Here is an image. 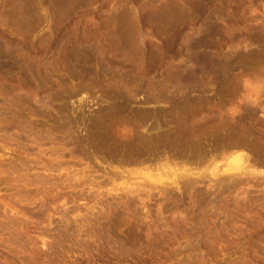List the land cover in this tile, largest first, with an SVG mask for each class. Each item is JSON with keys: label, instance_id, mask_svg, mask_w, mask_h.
<instances>
[{"label": "rangeland", "instance_id": "obj_1", "mask_svg": "<svg viewBox=\"0 0 264 264\" xmlns=\"http://www.w3.org/2000/svg\"><path fill=\"white\" fill-rule=\"evenodd\" d=\"M64 1L0 0V264H264V0Z\"/></svg>", "mask_w": 264, "mask_h": 264}, {"label": "bare ground", "instance_id": "obj_2", "mask_svg": "<svg viewBox=\"0 0 264 264\" xmlns=\"http://www.w3.org/2000/svg\"><path fill=\"white\" fill-rule=\"evenodd\" d=\"M159 1V0H158ZM162 1V2H161ZM160 2L161 3H164L163 2V0H161ZM166 3H164V4H162V5H160L159 3V5H157V6H155V8H153L152 9V7H151V9H148V10H150V12H148V14L146 15H144L143 17V19H144V21H141V20H138L137 22H150V23H148V24H150L151 25V22L152 23H157V22H160L162 25H160L159 23H157V24H159V26H161L160 28H163V29H169V27L170 28H172L173 27V25H175V23L176 22H183L184 20V17L185 16H187L188 17V19L190 18H192V19H194L195 17H197V18H200L201 16H202V18H203V20H202V22H206V21H208L209 22V19H210V16H211V14L210 13H203L204 14V16H203V14L201 15V13L206 9L205 8V6L207 5V4H210L211 3V1L212 0H164ZM64 2H66V0L64 1ZM166 4V5H165ZM139 10V9H138ZM147 10V11H148ZM138 12H140V11H138ZM144 13H145V11H144ZM140 17H142V14H141V16ZM139 17V18H140ZM194 17V18H193ZM138 18V19H139ZM201 19V18H200ZM185 21H186V19H185ZM177 24V23H176ZM153 25V24H152ZM155 26V25H154ZM175 28H176V26H174ZM154 28H156V27H154ZM153 28V29H154ZM174 28V29H175ZM178 28H179V26H178ZM207 29H209L208 27H206ZM205 28V29H206ZM140 29V28H139ZM156 29H159V27L158 28H156ZM206 29V30H207ZM141 30V29H140ZM155 30V29H154ZM161 31H163L162 29H160ZM160 30H156L157 32L158 31H160ZM204 30V29H203ZM152 31V30H151ZM166 31H168L169 32V30H166ZM209 31V30H208ZM208 31H206V33H209ZM156 32V33H157ZM176 32V31H175ZM179 32H181L180 30H179ZM162 33V32H161ZM177 34V33H176ZM156 35H158V34H156ZM179 35V34H178ZM200 35V34H199ZM143 36V35H142ZM153 36V35H152ZM201 36V35H200ZM204 37V35H202L201 37H199V39L198 40H200V39H202ZM206 38V37H205ZM146 39V38H145ZM197 40V41H198ZM204 40V39H203ZM142 42H143V40H141ZM202 41V40H201ZM146 42V41H145ZM144 42V43H145ZM171 42V41H170ZM191 42H193V41H191ZM190 42V43H191ZM200 42V41H199ZM198 42V43H199ZM175 43H176V41H175ZM194 43V42H193ZM192 43V44H193ZM197 43V42H196ZM142 44V43H141ZM146 44V43H145ZM145 44H143V45H145ZM171 44V43H170ZM174 44V43H173ZM195 44V43H194ZM167 46H169L168 44H166ZM197 45V44H196ZM189 46V45H188ZM192 46H194V45H190V49H192L191 47ZM141 47H142V45H141ZM196 47V46H195ZM188 48V49H189ZM200 58V57H199ZM203 58V57H202ZM208 62H210V61H208ZM211 63H212V61H211ZM214 64V63H213ZM213 64H212V66H213ZM216 66V65H215ZM216 68V67H215ZM217 69V68H216ZM212 71V70H211ZM201 72V71H200ZM203 73V72H202ZM188 76H190V75H188ZM194 76H192L191 78H193ZM190 78V77H189ZM189 78H187L188 80H191V79H189ZM145 113V112H144ZM145 117H147V116H145ZM145 117H142V118H144L143 120H144V123H146L145 122ZM152 118H155L154 119V121L151 123V125H149V124H147V126L149 125V128L150 129H152L153 128V132H149L148 131V127L146 128V130H147V132H149V133H140V134H137V142H133V143H136L137 144V155H140L141 153H143V151H146V149L144 148L143 149V147H145V146H147L148 144H150V146L149 147H153V146H156V143L158 144V142L157 141H161V143H159V144H162V142H163V144L166 142V143H168L169 145H170V142H171V137H172V133L171 132H167V133H164L165 131H166V129H164L165 127L163 126V122H162V120L160 121V118L159 119H156V117H152ZM158 118V117H157ZM147 120H148V117H147ZM151 120H153V119H151ZM142 124L143 123V121H142V119H137V124ZM148 123V122H147ZM149 129V130H150ZM184 131V130H183ZM182 131V133L184 134V132ZM146 132V131H145ZM169 133H171V134H169ZM181 133V135H179L178 137L177 136H175L174 138L176 139V141H178V145L179 144H181L182 143V145H183V143H184V139H185V137H184V135ZM173 141V145H174V142H175V140L173 139L172 140ZM124 142V141H123ZM122 142V143H123ZM176 143V142H175ZM185 143H186V141H185ZM155 144V145H154ZM158 144V145H159ZM177 144V143H176ZM166 145V144H165ZM111 146V145H110ZM128 146V145H127ZM126 146V147H127ZM112 147V146H111ZM110 147V148H111ZM147 148H148V146H147ZM109 149V148H108ZM126 149V148H125ZM110 150V149H109ZM118 150H120V149H118ZM165 150V149H164ZM166 150H167V148H166ZM117 151V150H116ZM158 151V150H157ZM162 152V151H161ZM150 153V152H149ZM148 154V153H147ZM152 155V154H151ZM155 155H156V153H155ZM145 156V155H144ZM148 156V155H147ZM161 156V155H160ZM243 156V155H242ZM240 157V158H243V157ZM157 157V156H156ZM146 158V157H145ZM148 158V157H147ZM247 158V157H246ZM137 159H139V158H137ZM244 159V158H243ZM249 159V158H248ZM140 160H141V158H140ZM242 160V159H241ZM245 160V159H244ZM246 161H247V159H246ZM247 163V162H246ZM250 166V165H249ZM180 169V168H179ZM168 170V169H167ZM253 172V171H252ZM170 173V172H169ZM171 174V173H170ZM178 177V176H177ZM182 177H183V175H182ZM181 177V178H182ZM188 177V176H187ZM179 178H180V176H179ZM187 180H188V178H187ZM163 186V185H162ZM165 186V185H164Z\"/></svg>", "mask_w": 264, "mask_h": 264}]
</instances>
